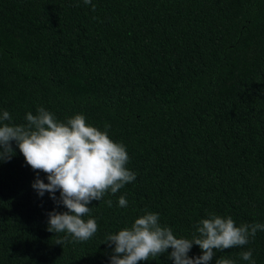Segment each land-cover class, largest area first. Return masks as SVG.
Wrapping results in <instances>:
<instances>
[{
    "label": "trees",
    "instance_id": "1",
    "mask_svg": "<svg viewBox=\"0 0 264 264\" xmlns=\"http://www.w3.org/2000/svg\"><path fill=\"white\" fill-rule=\"evenodd\" d=\"M92 4L0 0V115L12 117L0 123L24 125L44 107L61 122L83 114L100 130L108 124L136 179L92 201L90 240L58 245L65 234L47 231V213L66 209L37 196L36 172L13 143L0 163V264H109L106 236L146 211L177 238L190 239L210 213L264 224V0ZM249 249L264 264V232L211 264H249L240 258ZM200 254L195 245L188 253ZM166 256L143 264H173Z\"/></svg>",
    "mask_w": 264,
    "mask_h": 264
},
{
    "label": "clouds",
    "instance_id": "2",
    "mask_svg": "<svg viewBox=\"0 0 264 264\" xmlns=\"http://www.w3.org/2000/svg\"><path fill=\"white\" fill-rule=\"evenodd\" d=\"M83 2L95 11L92 0ZM11 119L7 111L0 115V122ZM25 120L24 125L0 123V163L14 157V143L25 163L36 172L31 187L37 196L48 193L56 207L66 209L47 213V231L65 234L56 244H64L69 236L76 242L90 240L97 232V221L83 218L90 215L92 201L100 202L106 193L116 194L136 179V173L127 167L126 146L109 136L110 125L100 130L88 124L83 114L61 122L52 112L38 107L35 114L27 113ZM40 172L46 175L47 183L40 179ZM105 203L112 207L111 199ZM118 206H128L124 195L119 197ZM194 227L190 239L177 238L170 227L161 225L158 213L146 211L130 227L106 236L103 244L112 249L109 264H143L150 257L165 254L173 264H211L218 251L246 246L258 231L264 232L262 223L236 226L231 216L212 213ZM194 245L201 254L190 257L188 253ZM252 256L251 249L240 253L242 260L255 264ZM215 264H235V261L220 258Z\"/></svg>",
    "mask_w": 264,
    "mask_h": 264
}]
</instances>
